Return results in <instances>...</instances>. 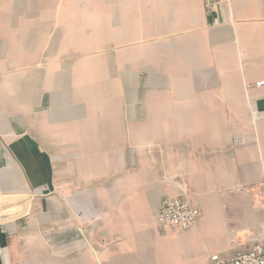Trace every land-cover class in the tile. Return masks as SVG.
Returning a JSON list of instances; mask_svg holds the SVG:
<instances>
[{"label": "crops", "instance_id": "obj_1", "mask_svg": "<svg viewBox=\"0 0 264 264\" xmlns=\"http://www.w3.org/2000/svg\"><path fill=\"white\" fill-rule=\"evenodd\" d=\"M264 0H0V264H209L264 239ZM187 196L188 230H158Z\"/></svg>", "mask_w": 264, "mask_h": 264}, {"label": "built area", "instance_id": "obj_2", "mask_svg": "<svg viewBox=\"0 0 264 264\" xmlns=\"http://www.w3.org/2000/svg\"><path fill=\"white\" fill-rule=\"evenodd\" d=\"M264 85V80L254 84L255 87ZM199 210L187 196L165 198L157 214L156 223L159 232L170 230H188L195 226ZM209 264H264V239L256 242L245 251H238L232 257L225 259L218 255L209 256Z\"/></svg>", "mask_w": 264, "mask_h": 264}, {"label": "water", "instance_id": "obj_3", "mask_svg": "<svg viewBox=\"0 0 264 264\" xmlns=\"http://www.w3.org/2000/svg\"><path fill=\"white\" fill-rule=\"evenodd\" d=\"M13 211H14V207L13 208H6L4 210H1L0 211V217L7 216V215L13 213Z\"/></svg>", "mask_w": 264, "mask_h": 264}, {"label": "bare ground", "instance_id": "obj_4", "mask_svg": "<svg viewBox=\"0 0 264 264\" xmlns=\"http://www.w3.org/2000/svg\"><path fill=\"white\" fill-rule=\"evenodd\" d=\"M9 208H13V207H9Z\"/></svg>", "mask_w": 264, "mask_h": 264}]
</instances>
